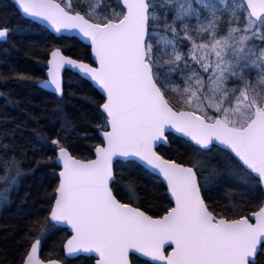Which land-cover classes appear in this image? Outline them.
Masks as SVG:
<instances>
[{"label":"snow or ice","instance_id":"1","mask_svg":"<svg viewBox=\"0 0 264 264\" xmlns=\"http://www.w3.org/2000/svg\"><path fill=\"white\" fill-rule=\"evenodd\" d=\"M11 6L24 24L0 13V40L46 25L75 33L84 54L32 41L44 77L12 68L0 79L62 100L71 69L99 97L85 98L83 128L60 103L31 117L43 122L32 137L45 155L29 173L49 167L56 182L23 209L17 264H264V0ZM23 156L0 141V204L28 174ZM142 178L167 193L161 211L142 208ZM62 231L59 251L42 255Z\"/></svg>","mask_w":264,"mask_h":264},{"label":"trees","instance_id":"2","mask_svg":"<svg viewBox=\"0 0 264 264\" xmlns=\"http://www.w3.org/2000/svg\"><path fill=\"white\" fill-rule=\"evenodd\" d=\"M71 3L75 4V0ZM0 13L8 14L12 27L24 24L21 16L14 12L11 3L6 0H0ZM32 41L41 44L50 43L53 47H60L65 54L73 58L84 54V44L76 38H57L40 26V28L33 29L27 36L22 37L17 34L10 37L7 43L0 42V76H7L10 69L14 68L19 72L44 77L42 68L44 54L29 46ZM65 85V95L61 100L54 98L53 94L40 89L34 83L0 79V93H3L0 95V141L14 143L18 153L25 154L20 157L21 166L28 173L20 178L16 189L10 192L8 204L0 211V264H17V253L28 220V217L23 214V209L32 204L42 189L50 192L56 182L52 169L49 167L41 166L34 174L29 173V169L36 167L34 160L45 155L43 152L34 151L38 145L33 141L32 129L44 125L43 122L37 124L32 120V115L39 114L45 108L51 110L57 103H60L69 117L76 122L77 127L83 128L84 124L80 120L81 114L91 113V106L85 98L99 99L87 83L70 71H65ZM95 142L97 141L94 139L85 141L84 148ZM76 143L80 144V141ZM84 148L81 151H84ZM175 148L176 145H173V149ZM163 151L165 155H175V152H169L167 149ZM47 154L50 155V151ZM140 183L143 187L137 190L138 194L141 197L145 194L149 196V199H145L141 205L142 208L147 209L150 214L161 211L169 202L165 190L157 189L149 178H142ZM65 234V231L58 232L49 239L43 248L42 255L49 254L53 246L58 252L60 241ZM69 260L70 264H85L83 257ZM88 264H93V259H89Z\"/></svg>","mask_w":264,"mask_h":264},{"label":"water","instance_id":"3","mask_svg":"<svg viewBox=\"0 0 264 264\" xmlns=\"http://www.w3.org/2000/svg\"><path fill=\"white\" fill-rule=\"evenodd\" d=\"M6 1L12 3V0H6ZM41 27L45 28V29H46L50 34H52L54 37H57V38H58V37H73V38H76V39H77L79 42H81L82 44H84V42L81 41L80 38H79L75 33H72V34H69V33L56 34V33H54V32H51V30L48 29L46 25H41ZM0 42H2V40H0ZM66 55H67V54H66ZM65 71H70V72L76 74L75 70L66 69ZM44 75H45V71H44ZM76 75H77V74H76ZM40 89H42V88H40ZM42 90H45V89H42ZM45 91L51 93L49 90H45ZM166 194H167V193H166ZM69 259H73V258H69ZM93 264H94V260H93Z\"/></svg>","mask_w":264,"mask_h":264},{"label":"rangeland","instance_id":"4","mask_svg":"<svg viewBox=\"0 0 264 264\" xmlns=\"http://www.w3.org/2000/svg\"><path fill=\"white\" fill-rule=\"evenodd\" d=\"M72 0H63L64 3H71ZM16 189V187H15ZM14 190V189H13ZM10 195V193H9ZM8 204V203H7ZM7 204H0V211L2 210L3 207H5Z\"/></svg>","mask_w":264,"mask_h":264},{"label":"bare ground","instance_id":"5","mask_svg":"<svg viewBox=\"0 0 264 264\" xmlns=\"http://www.w3.org/2000/svg\"><path fill=\"white\" fill-rule=\"evenodd\" d=\"M52 94V93H51Z\"/></svg>","mask_w":264,"mask_h":264},{"label":"flooded vegetation","instance_id":"6","mask_svg":"<svg viewBox=\"0 0 264 264\" xmlns=\"http://www.w3.org/2000/svg\"><path fill=\"white\" fill-rule=\"evenodd\" d=\"M3 42V41H2Z\"/></svg>","mask_w":264,"mask_h":264}]
</instances>
